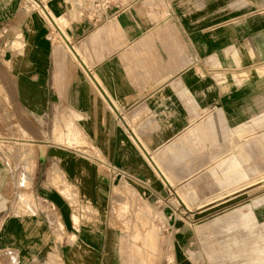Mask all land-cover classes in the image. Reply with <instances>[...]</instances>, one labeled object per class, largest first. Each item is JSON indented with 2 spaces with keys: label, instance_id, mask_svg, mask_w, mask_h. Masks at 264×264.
<instances>
[{
  "label": "crops",
  "instance_id": "0c3cea01",
  "mask_svg": "<svg viewBox=\"0 0 264 264\" xmlns=\"http://www.w3.org/2000/svg\"><path fill=\"white\" fill-rule=\"evenodd\" d=\"M196 29L186 0H0L20 134L42 137L0 160L19 191L0 211V264H115L114 212L149 228L173 196L196 215L244 209L249 174L218 158L247 102L209 79L218 35ZM75 200L98 220L76 225Z\"/></svg>",
  "mask_w": 264,
  "mask_h": 264
},
{
  "label": "rangeland",
  "instance_id": "374dc122",
  "mask_svg": "<svg viewBox=\"0 0 264 264\" xmlns=\"http://www.w3.org/2000/svg\"><path fill=\"white\" fill-rule=\"evenodd\" d=\"M186 2L188 21L195 23L197 32L218 35L210 41L218 71L209 79L247 102L249 115L234 123L228 149L220 152L218 161L239 158L244 165L239 171L249 174L245 185L253 182L250 199L243 210L202 216L196 215L195 208L183 199L184 203L173 196L167 215L156 204L149 228L140 216L114 212L117 222L112 226L117 245L110 254L115 264H264V0ZM1 37L2 30L0 49ZM4 63L8 66V57L0 54V160L13 163L30 158L25 157L26 148L32 154L29 140L42 137L20 134L14 76L4 70ZM219 170L213 168L210 174L216 176ZM10 194L11 202H16L19 191L15 185L0 184V211ZM74 211L76 225L98 220L94 211L84 210L77 200ZM2 218L0 214V223ZM57 235L61 241L63 232Z\"/></svg>",
  "mask_w": 264,
  "mask_h": 264
},
{
  "label": "built area",
  "instance_id": "2783aa9c",
  "mask_svg": "<svg viewBox=\"0 0 264 264\" xmlns=\"http://www.w3.org/2000/svg\"><path fill=\"white\" fill-rule=\"evenodd\" d=\"M50 38V37H49Z\"/></svg>",
  "mask_w": 264,
  "mask_h": 264
}]
</instances>
